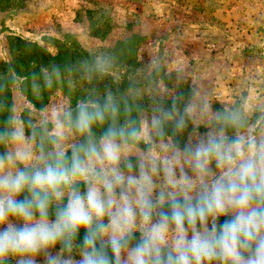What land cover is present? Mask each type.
I'll use <instances>...</instances> for the list:
<instances>
[{"label": "clouds", "instance_id": "9594fccd", "mask_svg": "<svg viewBox=\"0 0 264 264\" xmlns=\"http://www.w3.org/2000/svg\"><path fill=\"white\" fill-rule=\"evenodd\" d=\"M0 149V264H264V102L220 103L182 59L10 112Z\"/></svg>", "mask_w": 264, "mask_h": 264}, {"label": "rangeland", "instance_id": "374dc122", "mask_svg": "<svg viewBox=\"0 0 264 264\" xmlns=\"http://www.w3.org/2000/svg\"><path fill=\"white\" fill-rule=\"evenodd\" d=\"M0 11V58L9 38H29L55 53V38L71 36L107 72L131 85L144 80L150 62L182 59L192 77L220 103L264 102V0H10ZM137 46L138 66L127 72L110 54L119 41ZM130 87V86H129ZM129 89V88H128ZM127 89V90H128ZM126 90V91H127ZM14 113L29 106L15 87ZM71 101L57 90L45 109ZM258 114V113H257ZM12 264H15L12 261Z\"/></svg>", "mask_w": 264, "mask_h": 264}, {"label": "trees", "instance_id": "16d2710c", "mask_svg": "<svg viewBox=\"0 0 264 264\" xmlns=\"http://www.w3.org/2000/svg\"><path fill=\"white\" fill-rule=\"evenodd\" d=\"M9 1L0 0V11L10 6ZM54 41L57 48L55 53L45 44L29 38L16 35L9 38V55L0 58V125L10 112H14L15 87L29 103L22 113L23 120L27 121L33 118L31 111L42 110L57 90L65 92L74 105L93 89L100 94L106 90L122 94L131 86L127 78L116 80L107 72L110 70L108 68L103 70L102 75L97 74V57L82 48L71 36H66L64 40L55 38ZM109 52L116 59V65L127 67V72L138 66L137 46L131 39L119 41ZM46 77L53 80L50 88L43 87Z\"/></svg>", "mask_w": 264, "mask_h": 264}]
</instances>
